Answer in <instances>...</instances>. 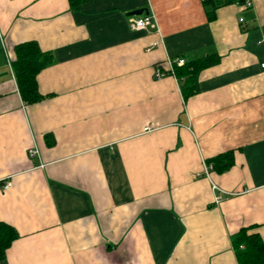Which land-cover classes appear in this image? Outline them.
<instances>
[{"label": "crops", "instance_id": "obj_1", "mask_svg": "<svg viewBox=\"0 0 264 264\" xmlns=\"http://www.w3.org/2000/svg\"><path fill=\"white\" fill-rule=\"evenodd\" d=\"M25 42L53 57L31 105ZM207 57L193 82L153 79ZM262 64L264 0H0V223L18 235L0 264H237L243 228L264 245Z\"/></svg>", "mask_w": 264, "mask_h": 264}, {"label": "trees", "instance_id": "obj_2", "mask_svg": "<svg viewBox=\"0 0 264 264\" xmlns=\"http://www.w3.org/2000/svg\"><path fill=\"white\" fill-rule=\"evenodd\" d=\"M88 0H67L71 12L78 11ZM212 0H204V3ZM227 3H230L227 1ZM14 59L11 62L13 74L16 80L17 88L22 102L25 105L37 103L43 99L37 88L38 74L52 64L53 57L51 53L42 52L35 42H25L16 45L13 48ZM216 59L207 57L196 62L180 66L174 69L175 76H188L189 80L195 78V75L201 69L214 64ZM193 82V80H192ZM192 88V87H191ZM217 156L210 161L212 167L219 170L225 169L229 164L218 165L220 160L227 158ZM16 231L6 224L0 223V262L5 258V252L10 245L17 240ZM232 246L237 260V264H264V245L255 233H249L245 228L241 229L233 238Z\"/></svg>", "mask_w": 264, "mask_h": 264}, {"label": "built area", "instance_id": "obj_3", "mask_svg": "<svg viewBox=\"0 0 264 264\" xmlns=\"http://www.w3.org/2000/svg\"><path fill=\"white\" fill-rule=\"evenodd\" d=\"M201 1L203 2L204 0H201ZM244 6L248 8L251 6V3L247 1L244 3ZM239 22L242 23V20L240 19ZM129 24L133 30H137V31L138 30H144L146 27H152V25H153V23L151 22V17L149 15L148 16H140V17H131L129 19ZM167 63L170 67L168 70H163L161 68V66H156L154 68V70H153V79L154 80H160V79H162L168 75L173 76L174 75V71H173L174 66L185 65V61L183 59L169 60V61H167ZM261 68L264 70V64L261 65ZM149 131H150L149 128L144 129V132H149ZM36 155H38L36 148L32 147V148H29L27 150V156L29 158H33ZM205 174H207V168L205 169ZM3 189L7 190L8 185L5 184L3 186ZM211 189L212 190H218L216 188V186H214V185L211 187ZM219 200H220V197L215 198V202H219Z\"/></svg>", "mask_w": 264, "mask_h": 264}, {"label": "water", "instance_id": "obj_4", "mask_svg": "<svg viewBox=\"0 0 264 264\" xmlns=\"http://www.w3.org/2000/svg\"><path fill=\"white\" fill-rule=\"evenodd\" d=\"M148 16L149 12L147 9L143 8V9H139L136 11H132L126 14L127 17H139V16Z\"/></svg>", "mask_w": 264, "mask_h": 264}]
</instances>
